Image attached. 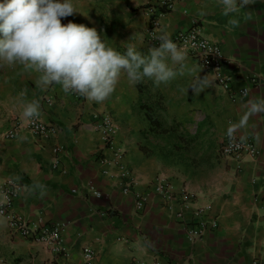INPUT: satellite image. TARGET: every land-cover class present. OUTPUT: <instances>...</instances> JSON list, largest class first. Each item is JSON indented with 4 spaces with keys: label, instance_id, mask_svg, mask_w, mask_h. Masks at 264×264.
Masks as SVG:
<instances>
[{
    "label": "crops",
    "instance_id": "obj_1",
    "mask_svg": "<svg viewBox=\"0 0 264 264\" xmlns=\"http://www.w3.org/2000/svg\"><path fill=\"white\" fill-rule=\"evenodd\" d=\"M149 1L73 0L77 12L61 19L97 28L102 39L121 52L137 33L132 43L148 54L158 47L145 41ZM160 21V33L170 38L198 23L233 59L227 70L237 79L235 90L246 87L248 96L224 90L187 51L185 68L174 79L156 85L147 77L132 81L122 72L115 91L103 102L79 99L59 83L37 85L36 69L11 66L0 82V183L20 181L17 213L32 224L62 225L70 252L67 257L57 255L43 243L12 234L0 216L12 260L83 264V251L90 247L95 264H264V0L238 3L237 11L228 15L222 0H177ZM199 75H207L209 83L195 94L189 87ZM33 100L40 104L37 117L56 125L57 135L40 137L26 130L7 139L5 131L14 119L25 117L23 107ZM155 100L168 120L188 123L202 133L205 158L213 163L208 173L201 174L193 164L201 153L171 158L160 139H152L147 109ZM103 113L111 114L118 126L109 145L98 127L97 117ZM227 132L253 138L260 156L223 155ZM126 169L133 185L129 193L123 191ZM159 179L174 188L171 199L156 192ZM183 190L194 195L186 204ZM143 192L149 199L139 211L136 195ZM205 205H211L209 218L219 227L191 241L187 231ZM179 212L184 220L178 219Z\"/></svg>",
    "mask_w": 264,
    "mask_h": 264
},
{
    "label": "clouds",
    "instance_id": "obj_2",
    "mask_svg": "<svg viewBox=\"0 0 264 264\" xmlns=\"http://www.w3.org/2000/svg\"><path fill=\"white\" fill-rule=\"evenodd\" d=\"M238 3L243 6L247 0H222L224 14L237 11ZM74 12L73 0H0V64L34 68L40 73L37 85L59 83L65 92L75 91L95 102L111 96L122 72L132 81L147 77L156 85L183 72L186 50L168 33L158 37L159 47L150 48L148 54L132 43L136 33L121 52L110 46L107 38L102 39L95 27L62 23L61 18ZM208 83L207 75H199L189 89L196 94ZM39 113L37 100L23 107L25 117Z\"/></svg>",
    "mask_w": 264,
    "mask_h": 264
},
{
    "label": "built area",
    "instance_id": "obj_3",
    "mask_svg": "<svg viewBox=\"0 0 264 264\" xmlns=\"http://www.w3.org/2000/svg\"><path fill=\"white\" fill-rule=\"evenodd\" d=\"M177 0H151L145 5V11L149 16V24L145 33V41L151 45L159 47L160 41L158 37L161 35V17L166 13L174 10ZM178 45L183 46L185 50L195 60H197L206 70L210 71L215 78L216 83L224 90L231 93L233 96H248L249 89L246 87L235 90L237 79L227 70L228 66L232 64L233 59L226 56L219 44L208 38L203 34L200 25L195 23L194 26L184 32H179L171 37ZM255 82V80H253ZM77 98H83L82 95L75 91H68ZM99 129L104 133V143L109 145L113 141V137L118 131V126L109 113H103L98 116ZM30 131L32 134L40 137L56 136L59 128L54 124H47L39 117H18L14 119L11 126L5 131L4 135L7 139H16L24 131ZM222 154L230 158L243 159L251 157L256 159L260 156V150L255 141L251 137H239L234 132H227L224 135L222 146ZM56 151H61V147H57ZM123 158V153L119 156ZM57 161H55V166ZM127 183L123 186V191L129 193L133 189L131 184L132 179L130 173L126 169ZM172 185L163 179L156 182V192L163 196L164 199L169 200L173 193ZM23 191V186L17 179H9L0 183V216L6 221L10 231L14 235H20L28 240H34L46 245L53 253L57 255L70 256L69 250L63 243V227L60 224H32L24 217L20 216L17 211V202L19 201ZM98 197L102 193L96 191ZM194 195L183 190L181 198L183 203H187ZM149 199L146 192L138 193L136 195V207L141 211L145 208ZM264 202V199H263ZM211 205H205L198 209L194 214V223L187 231V236L191 241L201 240L212 231L219 227V222L216 219L209 218ZM178 219L184 220L183 212L178 213ZM83 264H95L96 253L90 248L86 247L83 251ZM0 264H24L16 260L2 259ZM254 264H260L255 261Z\"/></svg>",
    "mask_w": 264,
    "mask_h": 264
},
{
    "label": "rangeland",
    "instance_id": "obj_4",
    "mask_svg": "<svg viewBox=\"0 0 264 264\" xmlns=\"http://www.w3.org/2000/svg\"><path fill=\"white\" fill-rule=\"evenodd\" d=\"M10 68L12 67L7 64H0V82H4L3 75L6 74ZM155 102L150 101L148 105V110L152 117L149 131L152 139L155 141L160 139L164 144L163 147H165L167 151L173 152L171 158H173L177 151L181 149L183 150L182 153L186 155L185 159H187V154L194 153L197 156L201 153L203 156L196 158V161L193 162L195 168L200 170V173H208L209 168L213 169V163H210V161H207L205 158L206 150L205 143L202 140V133L199 130L197 131L196 129L191 128L188 123L178 120H168L160 111V102L157 100H155ZM153 126L156 127L157 133L152 131ZM7 236L8 233L5 229V225L0 222V261L2 259H13V253L9 248V239Z\"/></svg>",
    "mask_w": 264,
    "mask_h": 264
},
{
    "label": "trees",
    "instance_id": "obj_5",
    "mask_svg": "<svg viewBox=\"0 0 264 264\" xmlns=\"http://www.w3.org/2000/svg\"><path fill=\"white\" fill-rule=\"evenodd\" d=\"M147 110H148V109H147ZM148 116H149L150 121H152L151 113H150L149 110H148ZM154 120H155V119H154ZM155 121H156V120H155ZM152 131L155 132V133H157V129H156L155 126L152 127ZM180 148H182V147H180ZM164 151H165V154H166L168 157H171V156L173 155V152H171V151H170V152L167 151L166 148H164ZM182 152H183V150L181 149V150L177 151V153H176L174 156L179 155V158H180L181 160H183V159H184V153H182Z\"/></svg>",
    "mask_w": 264,
    "mask_h": 264
}]
</instances>
